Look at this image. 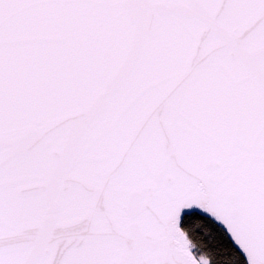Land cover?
Returning <instances> with one entry per match:
<instances>
[{
	"label": "snow or ice",
	"instance_id": "1",
	"mask_svg": "<svg viewBox=\"0 0 264 264\" xmlns=\"http://www.w3.org/2000/svg\"><path fill=\"white\" fill-rule=\"evenodd\" d=\"M0 264H264V0H0Z\"/></svg>",
	"mask_w": 264,
	"mask_h": 264
}]
</instances>
